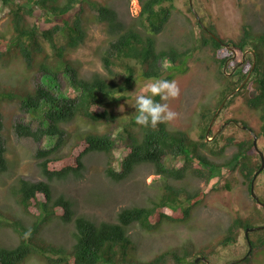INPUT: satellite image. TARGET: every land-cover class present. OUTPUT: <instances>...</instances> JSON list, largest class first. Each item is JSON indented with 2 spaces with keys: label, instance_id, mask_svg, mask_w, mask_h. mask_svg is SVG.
Here are the masks:
<instances>
[{
  "label": "trees",
  "instance_id": "obj_1",
  "mask_svg": "<svg viewBox=\"0 0 264 264\" xmlns=\"http://www.w3.org/2000/svg\"><path fill=\"white\" fill-rule=\"evenodd\" d=\"M8 1L11 0H3L4 3ZM139 2L140 12L129 22L121 18L113 6L98 0H25L12 8L14 42L20 47L28 67L35 65L36 61L41 76L32 91H3L0 92V100L16 99L20 108L29 112L36 121L34 125L15 122L13 130L16 135L53 143L35 152L44 179L33 181L17 176L5 190L31 217V221L26 224L21 218H15L9 223L16 231L18 241L13 245L0 243V264H18L31 253L42 256L49 264H195L196 256L206 254L191 241L159 251L149 259L136 256L131 228L137 224L144 231H152L164 221L188 220L198 200L206 193L189 182L190 176L209 182L221 174L223 168H227L231 175L236 171L242 177L251 195V180L261 163L253 137L250 133L240 139L226 136L223 132L215 134L210 127L215 110L208 108L203 113L204 125L198 137L193 138L187 130L169 129L165 122L154 128L139 125L134 120L136 110L131 119H124L108 106V102L126 98L125 93L139 76L161 77L163 61L168 62L166 69L172 70L183 65L188 55L209 50L208 56L216 64V80L220 84V97L214 108L217 109L224 98L223 107H227L237 95H243V102L249 108L260 111V118L264 119V25L254 29L245 22L235 38L218 40L208 31L220 37L214 30L215 26L210 24L208 29L202 27L186 0L187 10L196 19L199 35L191 34L193 29L189 28L182 44L162 41V45L158 46V35L168 24L175 7L174 0ZM84 5L95 12L87 17L83 14ZM39 12L52 21L51 26L40 29L34 23H28L26 15ZM89 21L103 23L108 34V44L100 52L106 75L97 72L82 75L69 57L71 49L86 41ZM222 42L229 43L230 47ZM3 50L0 47V58L4 55ZM170 73H167L166 79L170 78ZM59 75L71 85V92L61 91ZM117 75H121L120 80L113 79ZM241 83L242 86L232 92ZM115 94L118 97H114ZM76 118L89 121L94 126L118 120L117 128L122 129L118 135L125 138L126 153L119 158L118 167L113 164L114 161H107L105 175L111 181L119 182L128 178L139 166L149 165L163 180L159 197L149 198L146 203L120 207L112 217L96 221L76 213L75 202L64 193L56 194L53 180L82 177L88 153L109 154L116 146V139L111 133L94 127L76 136L68 154H58L69 136L64 126ZM227 120L233 122V119ZM235 120L249 126L247 120ZM261 129L262 132L264 124ZM2 132L0 109V173L8 169ZM219 138L222 140L220 145ZM227 146H234L235 149L226 156L223 151ZM211 156L224 158L215 161ZM182 181L185 182L182 186L175 184ZM224 187H231L230 178H227ZM252 200L256 206H264L253 197ZM3 218L6 217L0 213V228L7 224V219ZM54 218H59L64 225L71 224L72 243L69 248L63 244L45 243L39 238L42 228ZM247 226H253L250 218L234 216L218 243L228 245L235 242L238 231ZM255 232H260L258 237H254ZM249 238L252 249L264 248V227L250 231ZM197 264L205 262L200 259Z\"/></svg>",
  "mask_w": 264,
  "mask_h": 264
},
{
  "label": "rangeland",
  "instance_id": "obj_2",
  "mask_svg": "<svg viewBox=\"0 0 264 264\" xmlns=\"http://www.w3.org/2000/svg\"><path fill=\"white\" fill-rule=\"evenodd\" d=\"M14 1L25 2V0ZM98 1H105L113 6L126 22L136 17L141 8L139 0ZM17 3L13 0L7 3L0 0V45H2L0 47L4 49V55L0 58V92L32 91L33 87L39 83L41 76L36 67V61L35 65L28 67L20 52V47L14 42L15 32L11 10ZM174 3L175 7L168 24L158 35V46L169 41L178 45L182 44L187 38L186 33L189 28L193 29L191 33L193 35L198 36L200 33L194 15L187 10L186 0H174ZM192 5L204 24L201 25L199 22L200 25L208 29L210 24H213L219 38L224 40L235 38L245 22L251 24L254 29L264 25V0H192ZM94 12L95 10L90 6L84 5V15L88 17ZM26 18L29 24L34 23L40 29L52 25V21L47 20L46 15L40 12L26 15ZM107 44L108 34L103 23L89 21L86 41L71 49L69 57L78 66L82 75H89L93 72L106 75L107 71L100 58V52ZM209 54V50L196 51L187 56L183 65L175 66L172 70H167L168 62L163 61L164 72L161 77H158L166 79L167 73L171 72L168 80H175L179 87L177 97L169 98L167 101L158 100L161 103H168L169 107L178 113L175 119L165 122L167 127L187 130L193 138L198 137L199 130L204 125L203 113L208 108L216 111L214 106L220 97V84L215 74L216 64L212 62ZM36 58L39 59L40 56L37 55ZM120 77L121 75H117L113 79L120 80ZM59 78L61 91L71 92V85L60 75ZM151 79L139 76L133 87L125 93L126 98L114 103L109 101L108 106L124 119H131L136 110L134 97L137 94H149L145 85L151 82ZM114 97H118V94ZM121 105L124 106L123 111H120ZM0 109L3 118L2 139L8 163V169L0 173V213L6 217L3 218L4 220L7 219V224L0 228V243L13 245L17 243L18 236L9 223L15 218H21L27 224L30 223L31 217L22 211L13 196L5 190L17 176L33 181L44 179L39 171L35 152L38 148L52 145L53 142L45 139L38 142L16 135L13 130L15 122H30L33 125L36 123L29 112L20 108L16 99L0 100ZM234 118L249 122V127L256 135L257 146L264 155V129L261 132L264 119L260 118V111L249 108L243 102V95H237L227 107L222 106L210 127L215 130V134L223 132L224 135H232L237 139L249 133L252 137L254 136L250 130L242 128L240 126L242 124L237 125L227 120H235ZM118 124L117 120L111 124L102 123L94 126L89 121L76 118L64 126L69 131V136L57 152L68 154L76 136L94 127L99 131L109 132L115 137L116 146L111 153L91 152L85 156L86 167L82 177L76 179L70 176L66 179L52 181L56 194L62 192L75 202L76 213L85 214L96 221L112 217L120 207L133 203H146L149 198L159 197L163 187L162 177L154 173L149 165L139 166L128 178L119 182L111 181L105 175L107 161H114L113 164L118 167L119 158L126 153L125 138L118 135L122 131L121 128H117ZM207 140H211L210 136ZM219 140L220 145L222 140L221 138ZM234 149V146H227L223 153L226 156L230 155ZM211 157L215 161L224 158L222 156ZM232 173L233 175L227 168H223L222 173L210 179L209 182L190 176L189 182L206 192L193 208L191 217L185 221H164L152 231H144L137 224L134 225L130 231L135 241V255L149 259L159 251L191 241L197 249L202 248L205 251V256L211 264H226L230 261H235L233 262L235 264H264V248H254L248 252V244L243 236L245 229L238 231L235 242L228 245L218 243L226 226L236 215L250 218L253 226L264 224V206H256L242 182V177L236 171ZM227 178L231 180L230 188L224 187ZM175 184L182 186L185 182ZM254 191L264 202V166L255 178ZM71 231V224L64 225L59 218H54L42 228L39 238H42L45 243L63 244L69 248L72 243ZM255 233L254 237L260 234V232ZM247 252L246 258L238 260ZM18 264L49 263L42 256L31 253Z\"/></svg>",
  "mask_w": 264,
  "mask_h": 264
},
{
  "label": "clouds",
  "instance_id": "obj_3",
  "mask_svg": "<svg viewBox=\"0 0 264 264\" xmlns=\"http://www.w3.org/2000/svg\"><path fill=\"white\" fill-rule=\"evenodd\" d=\"M145 89H146L147 93H149V94H137L134 97V106L136 109V114L134 116V120L137 124L142 125V126H146V127H153L154 128L159 123L171 121V120L176 118L178 113L175 112L174 110H172L169 107L168 103H161L160 101L155 99V97L159 96L160 100L167 101L169 98L177 97L179 95V87H178L175 80H168V79H164V78L154 77L151 79V82H149L148 84L145 85ZM123 110H124V106L121 105L120 111H123ZM214 113H213V115H214ZM217 114H218V112L215 114V116ZM234 121H236V120H233V123H235ZM211 124L212 123H210V125ZM247 127L248 128H244V129H248V130L251 129L248 125H247ZM249 232H248V237H249ZM244 237L247 241V238L245 235H244ZM249 240H250V238H249ZM247 244H248V242H247ZM251 249H252V246H251ZM248 252H249V245H248ZM248 252L246 253L247 255H248ZM245 255H243V256H245ZM247 255L244 258H246ZM198 256H203V255H198ZM241 258H239V259H241ZM244 258H242V259H244ZM230 262H232V261H230ZM230 262H228V263L231 264ZM233 262H235V261H233Z\"/></svg>",
  "mask_w": 264,
  "mask_h": 264
},
{
  "label": "water",
  "instance_id": "obj_4",
  "mask_svg": "<svg viewBox=\"0 0 264 264\" xmlns=\"http://www.w3.org/2000/svg\"><path fill=\"white\" fill-rule=\"evenodd\" d=\"M190 2V5H191V9L193 10V12H194V14H195V17H196V19L201 23V25H204L203 23H202V21L200 20V17L198 16V14L195 12V9H194V6L192 5V0H189ZM213 36H215L216 37V39H218V40H220L219 39V37L218 36H216L212 31H210V30H208ZM223 43V45H225V46H227V47H230V44L229 43H227V42H222ZM250 72H251V69L248 71V74H247V76H246V78L244 79L245 81L248 79V77H249V75H250ZM242 84L243 83H241L236 89H234L232 92H235V91H237L241 86H242ZM228 96V95H227ZM225 99L226 98H224L222 101H221V103L219 104V106H218V109L216 110V112L214 113V115L212 116V119H211V121H210V123H212V121H213V119H214V116H215V114L219 111V109L223 106V104H224V101H225ZM236 124H238V122L237 121H234ZM238 125H240V124H238ZM242 128H248L247 127V125L246 124H242V125H240ZM250 129V128H249ZM250 131L252 132V134L254 135L253 136V145H254V147H255V149L258 151V153H259V155H260V159H261V163H260V166H259V168L255 171V173H254V175H253V177H252V180H251V185H250V192H251V196L253 197V198H255L259 203H261L262 205H264V202H262L259 198H258V196L256 195V193H255V191H254V179H255V177H256V175L258 174V172L263 168V166H264V155H263V153H262V151L258 148V146H257V141H256V135L254 134V132L250 129ZM264 227V224H262V225H257V226H247L246 228H245V236H246V238H247V242H248V245H249V250L251 249V244H250V240H249V237H248V232L249 231H253V230H256V229H259V228H263ZM247 255V254H246ZM245 255V256H246ZM245 256H243L242 258H244ZM241 258V259H242ZM200 259H202V260H204L205 261V263L206 264H211L210 263V261H209V259L206 257V256H197L196 258H195V260H194V262H195V264H197V262H198V260H200ZM238 260H240V259H238ZM233 262V261H232ZM232 262H230V263H232ZM226 264H229V263H226Z\"/></svg>",
  "mask_w": 264,
  "mask_h": 264
}]
</instances>
